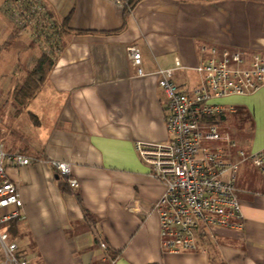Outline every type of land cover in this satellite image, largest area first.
<instances>
[{
	"label": "crops",
	"instance_id": "crops-1",
	"mask_svg": "<svg viewBox=\"0 0 264 264\" xmlns=\"http://www.w3.org/2000/svg\"><path fill=\"white\" fill-rule=\"evenodd\" d=\"M123 10L124 0H0L1 49L17 44L26 72L43 54L54 60L29 104L38 119V134L30 130L34 154L4 148L35 160L6 169L25 216L15 223L18 252L29 264H264V196L256 194L264 182L238 186L242 229L211 230L196 253H164L156 215L141 221L129 211L132 202L146 206L164 190L134 149L170 140L158 71L173 69V82L191 91L195 68L211 49L219 59L223 51L240 52L249 66L264 55V0H141ZM129 47L141 54L142 76ZM220 103L232 107L245 134L242 150L263 149L264 87ZM222 115L216 127L226 121ZM47 161L70 164L78 182L73 194L60 190Z\"/></svg>",
	"mask_w": 264,
	"mask_h": 264
},
{
	"label": "built area",
	"instance_id": "built-area-1",
	"mask_svg": "<svg viewBox=\"0 0 264 264\" xmlns=\"http://www.w3.org/2000/svg\"><path fill=\"white\" fill-rule=\"evenodd\" d=\"M201 51L206 52V48L202 47ZM128 53L137 75L142 76L139 50L129 47ZM209 54L195 68L197 84L191 91L181 90L173 82V69L158 71V88L164 99L165 127L170 140L166 144L137 142L134 146L137 156L164 190L158 200L146 206L132 202L129 211L141 221L156 215L161 250L171 255L202 251L201 240L213 229H242L241 205L234 187L240 162L249 161L264 178V148L252 153L237 150L236 142L220 136L215 125L203 120L233 110L221 104V100L250 95L264 87V55L253 56L250 65L243 66L240 52L223 51L220 59L215 49ZM175 67H180L178 60ZM219 141H225L226 146L203 145ZM231 148L236 149L234 156L229 152ZM233 157L238 161L233 162ZM34 161L24 154L7 152L0 144V210L12 208L0 215V226L5 228L0 232L3 264H29L6 229L12 221L25 219L18 186L8 178L6 169L29 166ZM47 162L70 188H77L69 163ZM256 194L264 196V190ZM99 247L108 252L105 243L100 242ZM109 264H114V260Z\"/></svg>",
	"mask_w": 264,
	"mask_h": 264
},
{
	"label": "rangeland",
	"instance_id": "rangeland-1",
	"mask_svg": "<svg viewBox=\"0 0 264 264\" xmlns=\"http://www.w3.org/2000/svg\"><path fill=\"white\" fill-rule=\"evenodd\" d=\"M2 47H0V144H3L6 149L8 146H11L12 151L19 149L21 152L32 155L34 154L32 144L35 143L36 139H34V134L30 130L34 131L37 135L38 126H35L31 119L29 105L19 116H15L14 108L12 107L13 101L10 95L13 88L26 76L25 67L27 65L25 55L23 53L21 55L17 53V44L6 46L3 50L1 49ZM225 114L227 119L217 125V133L220 136H227L231 141H235L237 150H245L247 147V143L244 140L245 134L235 127L232 114L229 112ZM203 145L212 148L214 145L226 146V142H206ZM235 151V148L229 150L233 156ZM234 160L235 162L238 161V159L233 157L232 161L234 162ZM241 163L243 168L242 172ZM263 182V176L249 161L238 164L234 182L236 190H238V186L243 187V185L248 189H252L256 184L258 185ZM3 230L4 227L0 226V232Z\"/></svg>",
	"mask_w": 264,
	"mask_h": 264
},
{
	"label": "trees",
	"instance_id": "trees-1",
	"mask_svg": "<svg viewBox=\"0 0 264 264\" xmlns=\"http://www.w3.org/2000/svg\"><path fill=\"white\" fill-rule=\"evenodd\" d=\"M141 0H124V13H128L132 10L133 7ZM67 30V29H66ZM81 33V32H79ZM54 65V60L48 54H43L35 64V66L26 72L25 78L17 84L16 87L10 92L13 108L15 116H19L23 111H25L26 107L30 104V102L35 98L41 88L44 86L47 81L48 75ZM34 125L38 124V119L36 116L29 113ZM222 114L216 116L205 117L203 120L208 124H217L218 121L222 120ZM10 152V151H7ZM58 186L60 190L64 193L73 194V189L68 186V184L62 179H59ZM76 199L80 202V198L78 194H75ZM85 218L92 222V217L87 212L84 213ZM16 222L12 221L7 226V231L10 234L11 239H15L18 234L16 228ZM205 240L202 238L201 241ZM113 260V259H110Z\"/></svg>",
	"mask_w": 264,
	"mask_h": 264
}]
</instances>
